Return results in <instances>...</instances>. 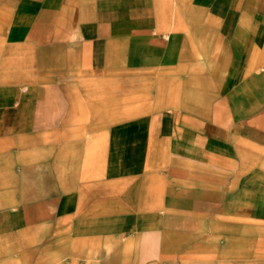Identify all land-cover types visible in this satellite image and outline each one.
Instances as JSON below:
<instances>
[{"label":"crops","instance_id":"obj_1","mask_svg":"<svg viewBox=\"0 0 264 264\" xmlns=\"http://www.w3.org/2000/svg\"><path fill=\"white\" fill-rule=\"evenodd\" d=\"M133 250L264 264V0H0V257Z\"/></svg>","mask_w":264,"mask_h":264},{"label":"rangeland","instance_id":"obj_2","mask_svg":"<svg viewBox=\"0 0 264 264\" xmlns=\"http://www.w3.org/2000/svg\"><path fill=\"white\" fill-rule=\"evenodd\" d=\"M229 256H230V253H229ZM141 260L142 259L140 258L139 250H133V254H132L131 258H129V259L128 258H119L115 264H141L140 263ZM162 260L166 261L163 264H178L177 261H174V260H172L170 258L166 259V260H164V259H162ZM212 260H213V262H216V263H213V264H219V261H220L219 255L216 258H213ZM147 261H148V264H154V263H151V262H155V261H157V259L156 258H149ZM168 261H170L171 263L170 262L168 263ZM229 261H230V258H229ZM0 264H4L3 257H0Z\"/></svg>","mask_w":264,"mask_h":264}]
</instances>
